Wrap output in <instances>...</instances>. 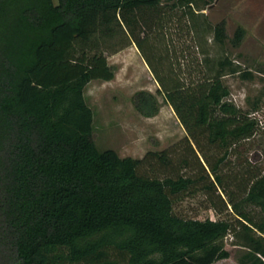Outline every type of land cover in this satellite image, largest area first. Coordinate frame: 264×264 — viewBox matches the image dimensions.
<instances>
[{
  "label": "trees",
  "instance_id": "trees-1",
  "mask_svg": "<svg viewBox=\"0 0 264 264\" xmlns=\"http://www.w3.org/2000/svg\"><path fill=\"white\" fill-rule=\"evenodd\" d=\"M213 1L0 0V264H216L228 236L264 264V156L240 148L257 122L223 82L252 73L209 55L208 41L227 40L203 13ZM176 16L203 42L191 61L200 76L181 72ZM115 36L135 45L186 132L139 159L92 137L84 90L113 79L103 43ZM198 191L235 219L176 214Z\"/></svg>",
  "mask_w": 264,
  "mask_h": 264
},
{
  "label": "rangeland",
  "instance_id": "rangeland-1",
  "mask_svg": "<svg viewBox=\"0 0 264 264\" xmlns=\"http://www.w3.org/2000/svg\"><path fill=\"white\" fill-rule=\"evenodd\" d=\"M53 2L56 4L57 0ZM203 13L212 25L222 23L227 36L224 50L207 42L209 55L215 57L224 51L241 70L252 73L250 79L239 74L227 75L223 82L230 91L229 101L257 122L253 135L240 143L241 154L250 157L259 152L264 156V0H214ZM171 20L170 33L177 50L189 47L178 59L181 72L185 77L200 76L198 70L192 71L191 61L197 65L195 61L203 59L199 48H194L196 42L203 43L201 38L192 39L183 26L184 19L178 22L176 16ZM236 37L239 40L234 45ZM103 47L114 77L110 81L92 80L84 90L93 112L92 137L97 149H111L120 157L139 159L148 151L163 150L183 138V126L158 92V84L135 45L115 36L106 40ZM230 159L233 171H244L243 163L238 164L234 156ZM259 167L264 169V159ZM174 211L183 218L235 219L230 211L217 214L203 191L176 203ZM224 244L230 257L216 264L252 262L249 251L233 244L230 236Z\"/></svg>",
  "mask_w": 264,
  "mask_h": 264
}]
</instances>
